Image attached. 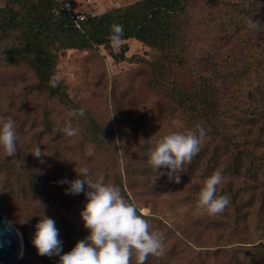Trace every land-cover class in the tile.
Segmentation results:
<instances>
[{
  "label": "rangeland",
  "instance_id": "rangeland-1",
  "mask_svg": "<svg viewBox=\"0 0 264 264\" xmlns=\"http://www.w3.org/2000/svg\"><path fill=\"white\" fill-rule=\"evenodd\" d=\"M57 1L62 2L64 8L73 5L74 13L101 14L137 0ZM200 4L204 13L218 9L206 0ZM247 4L248 0L243 5ZM6 5L7 0H0V8ZM252 19L262 22L255 17ZM246 39L252 41L247 45L250 49L244 46ZM14 41L13 34L0 39V117L12 116L19 135L14 156L0 152V169L14 173L8 176L0 171V213L21 235L26 233L29 246L26 259L8 264H58V256L38 255L31 243L34 225L39 219L36 201L45 205V214L55 220L63 252L72 247L60 228L57 210L71 223L76 242L87 235L78 214L86 197L82 193L68 194L64 191L67 185L57 183L61 179L76 178L74 168L78 169L82 163L90 168L94 178L103 176L106 183L119 182L121 191L124 190L128 200L149 220L151 228L165 234L163 254L153 257L157 261L154 264H264L263 171L259 170L253 179L247 176L231 179L233 189L239 192L238 200L233 205L230 200L225 210L215 215L194 211L198 189L203 184V180L198 179L203 173L199 170H194L193 177L186 183L174 182L166 190L155 191L164 177L159 173L165 169L155 174L148 164L149 149L161 136L186 129L183 114L176 104L162 90L150 88L148 84L153 73L149 62L159 57L157 51L129 39L113 43L112 49L118 52L125 44V56L137 55L141 63L116 62L103 47L58 53L55 76L66 85L70 100L86 108L84 117L73 118V126L81 129L79 134L66 137L61 128L68 111L59 103L42 98L38 83L27 68L4 63L5 52ZM258 42L256 35L243 32L236 36L235 50L243 49L255 57L257 51L251 48H260ZM217 56L221 60L220 50ZM164 68L169 77L176 70L175 64L167 59ZM178 72L176 77L188 82ZM93 123L103 130L99 146L85 140V132ZM36 144L47 156L31 155ZM215 144V140L211 141L207 153L212 152ZM223 166L221 164L220 168ZM17 172L20 178L16 179ZM33 174L41 178L38 189L46 192L43 197L27 191L28 186L35 183L31 178ZM227 196L230 199V195ZM64 200L70 210L65 208Z\"/></svg>",
  "mask_w": 264,
  "mask_h": 264
},
{
  "label": "trees",
  "instance_id": "trees-1",
  "mask_svg": "<svg viewBox=\"0 0 264 264\" xmlns=\"http://www.w3.org/2000/svg\"><path fill=\"white\" fill-rule=\"evenodd\" d=\"M201 1L205 3V0H137L101 14H84V20L78 21L77 27L75 19L79 12L67 14L62 2L57 0H7V5L0 8V39L13 34L15 41L6 50L3 61L6 65L27 68L35 77L43 99L59 103L67 111L79 108L70 100L62 81L56 87L49 86L50 78L55 75L57 54L103 47L116 62L141 63L137 55L125 56V44L118 52L112 49L111 25L122 24L120 42L134 39L157 51L159 57L149 62L153 72L148 80L150 88L162 90L176 104L186 129H195L200 124L207 130L200 151L183 166L179 182L190 180L194 170L203 172L198 179L204 182L213 171L220 169L225 179L218 186V194H229L233 205L239 192L233 189L231 179L244 176L253 179L259 170L264 172V25L251 33L243 22L248 17L264 22V0H248L246 6L243 4L247 0H226L231 4L206 0L218 8L209 13H204ZM226 7L229 10H224ZM243 32L260 39L257 43L260 48H251L257 51L255 57L243 49L235 50L236 36ZM250 42V39L244 40L246 49H250L247 46ZM218 50L222 62L218 59ZM166 59L175 64L171 77L165 72ZM178 71L188 82L176 77ZM102 134L100 126L93 123L85 132V140L99 146ZM213 140L216 144L207 153ZM11 174L14 173L9 171L8 176ZM15 175L16 179L20 178V172ZM31 178L35 183L26 187L27 191L43 197L46 192L38 189L40 176L33 174ZM116 184L120 187L119 182ZM173 184L165 174L155 191L166 190ZM122 194L128 200L123 189ZM65 201V208L70 210ZM56 217L65 239L73 247L76 240L71 223L59 210ZM79 223L83 226L82 220ZM21 236V259H26L29 242L26 233L22 232ZM156 262L149 257L146 264Z\"/></svg>",
  "mask_w": 264,
  "mask_h": 264
},
{
  "label": "clouds",
  "instance_id": "clouds-1",
  "mask_svg": "<svg viewBox=\"0 0 264 264\" xmlns=\"http://www.w3.org/2000/svg\"><path fill=\"white\" fill-rule=\"evenodd\" d=\"M264 22L247 18V29L251 33L260 30ZM123 25H111L110 40L119 44L123 38ZM59 80L53 75L49 80L50 87H56ZM86 108L70 109L61 128L66 137L79 134L81 129L73 126V118L84 117ZM113 114V113H112ZM111 114V115H112ZM207 137L203 125L195 129L171 131L161 136L150 147L148 164L155 174L167 175L174 182H179L185 163L200 151ZM19 135L16 121L12 116L0 117V152L5 156L17 153ZM117 144L119 140L115 141ZM39 144L33 145L30 153L35 158L47 155ZM121 159L124 154L121 152ZM76 178L61 179L57 183L65 184L64 191L68 194H83L86 202L79 212L87 235L78 240L73 247L62 251L63 242L59 238L56 222L45 214L46 206L40 201L39 219L34 225L31 243L38 255L58 256V264H146L149 256L158 257L163 254L165 234L158 229H152L150 222L138 212L136 204L128 201L121 188L114 183H106L103 176L93 177L90 168L82 163L74 168ZM225 177L222 170L217 169L204 179L195 203L196 214L207 213L215 215L222 213L229 205L227 195L218 194V186Z\"/></svg>",
  "mask_w": 264,
  "mask_h": 264
},
{
  "label": "water",
  "instance_id": "water-1",
  "mask_svg": "<svg viewBox=\"0 0 264 264\" xmlns=\"http://www.w3.org/2000/svg\"><path fill=\"white\" fill-rule=\"evenodd\" d=\"M23 240L18 229L0 213V264L21 259Z\"/></svg>",
  "mask_w": 264,
  "mask_h": 264
},
{
  "label": "built area",
  "instance_id": "built-area-1",
  "mask_svg": "<svg viewBox=\"0 0 264 264\" xmlns=\"http://www.w3.org/2000/svg\"><path fill=\"white\" fill-rule=\"evenodd\" d=\"M72 7H73V5H65V11H66V13L67 14H70L71 16L72 15H76L78 12H73V10H72ZM84 18H85V16H84V14H82V13H79L77 16H76V19H75V24H76V26L77 27H79V25H78V21H83L84 20Z\"/></svg>",
  "mask_w": 264,
  "mask_h": 264
},
{
  "label": "bare ground",
  "instance_id": "bare-ground-1",
  "mask_svg": "<svg viewBox=\"0 0 264 264\" xmlns=\"http://www.w3.org/2000/svg\"><path fill=\"white\" fill-rule=\"evenodd\" d=\"M19 232V231H18ZM19 234H20V232H19Z\"/></svg>",
  "mask_w": 264,
  "mask_h": 264
}]
</instances>
